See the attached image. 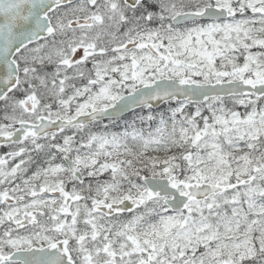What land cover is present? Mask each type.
Returning <instances> with one entry per match:
<instances>
[{
	"label": "snow or ice",
	"instance_id": "6c2138e0",
	"mask_svg": "<svg viewBox=\"0 0 264 264\" xmlns=\"http://www.w3.org/2000/svg\"><path fill=\"white\" fill-rule=\"evenodd\" d=\"M0 264H264V0H0Z\"/></svg>",
	"mask_w": 264,
	"mask_h": 264
}]
</instances>
